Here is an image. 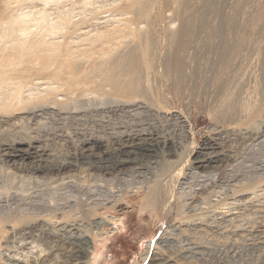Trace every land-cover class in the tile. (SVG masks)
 Listing matches in <instances>:
<instances>
[{
    "label": "bare ground",
    "instance_id": "1",
    "mask_svg": "<svg viewBox=\"0 0 264 264\" xmlns=\"http://www.w3.org/2000/svg\"><path fill=\"white\" fill-rule=\"evenodd\" d=\"M68 1L74 0H0V113L2 115L21 113L25 110L27 112L31 107L33 109L34 107H38V109L56 108L72 99L76 100L77 97H86L89 94L94 95V93L101 96L107 95L106 97L108 95L116 97L118 100L124 101V105L125 103L143 104L161 116L174 115V111L171 110L174 108H171L166 102L167 94L170 93L177 97L188 94L189 97L186 95V99L194 98L196 90L200 88L196 87L199 72H196L198 69L195 68V65L198 58L199 60L201 58L199 54H201L202 48L212 45L210 46L211 50L209 49L210 52H207L211 54L209 63L214 65L209 82L211 89L202 92L207 97L208 115L213 117L218 126L219 124L233 127L248 126L251 129H258L256 131H259L260 135L262 134L261 137H264V120L262 119V113H264V0H236V3L229 7L228 13L223 15L221 20L218 18L219 24L214 20L213 22L206 20L203 17L205 12L201 14V8L207 4V2L204 4L206 0H168L172 4V8H170L172 13L169 15L167 13L165 15V11L161 10L158 0H111L110 3L107 0L108 2L104 4L110 5L111 11L116 12L109 11L110 15L104 14L105 16L98 15L99 9H103L104 4L100 3V7L95 0H78L85 7V11L83 13H81L82 10L78 11L81 14L76 12L79 14L77 17L73 15L74 11H72L74 4L71 5V8ZM95 2L98 3V6H95ZM100 2L103 3L104 0ZM65 3L71 9L68 5L65 6ZM52 7L56 11H52ZM208 8L210 9V7ZM167 16L170 18L168 19ZM102 18L104 20L100 21ZM175 21H178L177 26ZM217 28H220L219 40L212 35L213 31L216 33ZM245 49H250L251 52ZM246 84L248 90L244 87V85L247 86ZM188 91L190 92L187 93ZM74 95H77L76 99L73 98ZM181 99L183 100V98ZM127 104L126 106H129ZM176 115L178 114L176 113L174 116ZM189 126L191 127V125ZM160 133L157 130L146 131L145 129L139 133L137 131L130 133L129 131L128 134L114 136L115 138L110 141L100 138L87 139L79 150L69 156V160L64 161L65 163L52 161L53 156L49 153L50 151L44 149L38 141H28L26 138L3 142L0 147L3 157L18 166L15 167L19 168L20 173L22 172L23 175H20L21 178L25 177L23 178L25 181L21 180L25 183L32 178L31 174L38 170H42V173L43 171L50 173L72 169L74 165L72 161L75 159L91 163L100 162L106 169L114 167L111 166L112 162H116L115 169L129 168V166L147 169L149 164H152L151 167L153 165L160 166L159 174L153 183L151 182L146 187L145 205L153 213L158 212L164 217H169L172 211L170 206H167L162 208L161 213L159 212L161 211L159 195L163 193H160L163 176H171V180L178 182L183 176L182 174L187 172L196 179L190 183L191 191L183 190L180 194L198 193L203 196V194H208L207 188H201L198 191L194 189L195 186L203 187L205 185L204 187H207L205 182L214 180V177L219 173L229 175V177L235 175H233L236 172L235 160L229 158L225 147L216 140L197 147H195L196 145L191 146L192 148L188 150L185 145H180ZM256 136L258 135L256 134ZM192 143L194 144V142ZM261 143L263 144L261 157L264 158V139ZM256 147H253L254 150L257 149ZM186 153L191 159L184 158ZM247 159L249 160V156ZM251 160L253 159L251 158ZM257 160L259 159L257 158ZM250 162L252 163V161ZM245 165L247 166V164ZM2 174H0V179H2ZM162 182L166 184V181ZM7 185L0 186V194L6 192ZM20 187L16 194L19 191L22 194L21 189L24 186ZM171 189L169 188L168 191ZM11 190L9 189L8 192ZM185 191L186 193H184ZM171 192H169L170 195L175 191ZM165 193L167 192L165 191ZM199 196L198 199L203 198ZM55 205L49 203L47 206L56 212L54 209L57 206ZM114 206L119 211L127 209V206L121 201H117ZM6 209L4 208L3 211ZM68 212L70 211L61 214V221L70 220L71 214ZM38 215L36 213L29 215L25 212L15 216L12 214L2 215L0 217V233L6 235L5 238L3 237L4 242L6 244L11 242V234H14L18 224L31 227V223L35 224L34 222L39 219ZM58 217L57 213H48L41 218V221L44 220L55 225L54 222L60 221H56ZM71 218L73 217L71 216ZM175 218L177 219V217ZM185 219L187 220V218ZM110 221L115 227L122 220L114 215ZM71 224L70 226L77 228L75 223ZM199 226L195 225V227ZM253 230L249 231L252 236L258 232L257 230L253 232ZM88 231L79 236V239L78 236H75L77 243L79 242L81 245H74L71 241L69 246L59 245V252L61 250L65 256L63 264H80V259L84 260L81 262L84 264H99L101 254L97 240L98 234L93 235ZM60 234L59 231H49L46 233V237L56 241L60 238ZM233 234L239 235V229L235 228ZM62 237L65 236L62 235ZM82 244L86 245L85 250L89 252L81 251ZM57 253L54 255L56 256ZM12 262L20 264L17 259H13ZM158 264H170V262L163 258L158 261Z\"/></svg>",
    "mask_w": 264,
    "mask_h": 264
},
{
    "label": "rangeland",
    "instance_id": "2",
    "mask_svg": "<svg viewBox=\"0 0 264 264\" xmlns=\"http://www.w3.org/2000/svg\"><path fill=\"white\" fill-rule=\"evenodd\" d=\"M95 1L99 4L95 2L96 5H93L100 6V3L104 4L108 1L110 3L111 0H104L103 3L100 2L101 0ZM158 1L161 10L165 11V15L172 13V9L170 10L172 4L168 0ZM78 2V0L68 1L70 6L74 4L73 9L76 8L75 10L72 9L75 17L79 16L76 12H81L82 10L81 13H83L85 11V7L80 2L78 4ZM234 3H236V0H206L204 3L206 5L201 8L200 12L201 14L205 12L203 17L206 20H211L212 22L214 20V22L217 21V24H219L221 17L228 13L229 7ZM64 5L68 4L65 3ZM80 6L82 9H80ZM105 6L103 9H99V16L116 12L111 11L110 5ZM54 7L51 9L52 11H56V7ZM167 18L169 19L170 16H167ZM103 20L104 18L100 21ZM175 23L177 26L178 21H175ZM218 32H220V28L216 29V33L215 31L212 32V35L217 40L220 39V33ZM210 46L212 45L202 48L201 54H199L201 58L200 60L198 58L195 65V68L198 69L196 72H199L197 74L198 82L196 87L200 88H196L194 98L186 99L188 94L181 95V97L170 93L167 94L168 100L166 102L171 108H174L171 110L178 114L176 116H174V113V115L161 116L151 111L147 106H143V104L125 103L124 105V101L122 102L116 97H110V95L106 97L107 95L101 96L98 93H94V95L89 94L90 96L86 97L81 96L82 98L74 95L73 98L76 99L77 97L78 100L73 101L72 99L70 102L67 101L69 104L65 102L56 108L47 109L41 106L44 108L38 109V107H34L33 109L31 107V111L27 109L29 112H25V110L21 113L16 112L17 114L9 115L10 113H8V117L0 113V146L3 142L23 138L28 141H38L44 149L50 151L49 153L53 156L52 161L64 162L69 160V156L79 150L87 139L95 140L100 138L110 141V139L118 135L128 134L129 131L130 133H135L136 131L139 133V131H144L145 129L146 131L157 130V132H161L162 135L171 138L178 144L185 145L188 150L192 148L191 146L196 145L195 147H197L203 143H210L212 140H216L225 147L229 158L233 161L235 160L234 168L236 172L233 173V175L235 174L232 176L233 178L219 173L214 177V180L205 182L207 187H204L205 185L203 187L195 186L194 189L198 191L201 188H207V195L203 194L201 196L202 194L197 193L191 194V196L186 191L184 192L186 193L185 195L180 193L183 190L191 191L189 187L192 186L190 183L196 179L194 176L192 177L185 172V174H182L183 178H180V182L171 180V176H163L160 192L163 193L159 195L161 204V211L159 212L161 213L162 208L167 206H170L172 211L169 217H164L159 215L158 212L153 213L145 205L146 187L151 182L153 183L159 174L160 166L153 165L156 169L151 167L152 164H149L147 169L143 167L140 169L138 166L115 169L116 162H112L111 166L114 167L106 169L100 162L91 163L75 159L72 161V164H74L72 169L50 173L44 171L42 173V170H40L41 172L38 170L31 174L32 178L28 179L29 181L26 180V184L23 182L25 177L21 178L20 174L22 172L20 173L19 168H16L18 166L10 160L8 162L3 157L0 147V174L3 172L0 186L8 184L6 192L0 194V217L11 214L15 216L25 212L29 215L39 214L38 217L40 219L36 221L37 223L34 222L35 224L31 223V227H27L25 224H18L14 234H11V242L8 244L4 242V236L6 235L0 233V264H14L12 262L13 259H17L20 264H63L65 256H63L64 254L61 250L59 252V245L69 246L71 242L74 245H79L80 243H77L76 237L78 236L79 239V236L87 233L88 230L93 235L98 234L97 240L101 254L99 264H158V261L163 258L168 259L170 264H264V158L261 157V150L263 149L261 142L264 137H261L262 134L260 135L259 131H256L258 129H251L248 126L233 127L222 124L218 126L213 117L210 114L208 115V101L203 93L207 91L206 89H211L209 82L211 81L210 76L214 71V65L209 63L211 54L208 53L210 52L209 49L211 50ZM245 50L249 51L250 49ZM198 63L199 65H197ZM208 63L209 65H207ZM244 87L247 89L248 85H244ZM126 104L129 106H126ZM262 114V119L264 120V113ZM26 117L30 119L28 120ZM255 138H259V141L253 140ZM252 145L254 148L256 146L259 148L256 147L257 149L254 150ZM258 149L259 151H256ZM247 155L249 160H246L248 158ZM185 157L189 158L187 153ZM243 164H247V166L245 165V167ZM253 165L255 168H253ZM256 166L259 167L257 168ZM244 176L249 179H245ZM162 181H166V184H163L164 182ZM167 182H170V184ZM17 186H24V188L20 187L24 190L21 189L22 194H20V191L16 194L20 190L18 189L19 187L16 188ZM8 187L10 190L12 189L10 192H8ZM232 187H235L234 189L236 190L232 189ZM169 188L173 190L168 191ZM171 191L176 193L174 192V194ZM178 193L179 195H177ZM193 195L194 198H192ZM198 196L203 198L198 199ZM205 198H208L209 201ZM117 201L124 202L127 209L119 211L114 206ZM49 203L56 204L55 206L57 207L54 209L56 212H53L47 206ZM4 208L9 210L3 211ZM65 211H70L68 213L73 218L70 216V220L61 221L62 218L60 216ZM179 211L181 212L180 214ZM48 213H57L59 217L56 221H60L54 222L55 225L44 220L41 221V218ZM175 214L178 215L176 216ZM114 215L122 220L115 227L110 221ZM178 218L181 219L179 220ZM38 222L40 223L38 224ZM69 222L75 223L77 228L70 226L71 223ZM195 225L202 226L195 227ZM71 227H74V229H71ZM235 228L239 229V235L233 234ZM252 229H254L253 232L258 231L253 236L249 234ZM49 231H59L61 233L59 235L60 238L56 241L51 239V241L50 238L46 237V233ZM62 235L65 237L63 238ZM85 246L82 244L80 249L87 253L88 250H85ZM55 253H57V257L54 255ZM82 261L84 260H79L80 264H84L81 263Z\"/></svg>",
    "mask_w": 264,
    "mask_h": 264
}]
</instances>
